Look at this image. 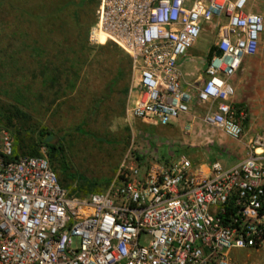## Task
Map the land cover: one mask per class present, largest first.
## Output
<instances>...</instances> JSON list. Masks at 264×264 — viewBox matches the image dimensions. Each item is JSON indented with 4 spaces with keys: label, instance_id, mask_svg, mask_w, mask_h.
Wrapping results in <instances>:
<instances>
[{
    "label": "built area",
    "instance_id": "built-area-1",
    "mask_svg": "<svg viewBox=\"0 0 264 264\" xmlns=\"http://www.w3.org/2000/svg\"><path fill=\"white\" fill-rule=\"evenodd\" d=\"M246 0H97L90 45L112 43L135 74L127 114L167 127L182 116L232 141L242 137V111L232 107L231 78L255 53L261 15ZM213 19L212 55L198 83H185L179 63ZM217 53V55H215ZM264 82V78H263ZM196 109H199L196 111ZM244 158L192 164L183 154L122 163L101 192L64 189L40 148L13 156L0 130V264H233V250L264 238V136ZM260 149L257 153L256 150Z\"/></svg>",
    "mask_w": 264,
    "mask_h": 264
},
{
    "label": "rangeland",
    "instance_id": "rangeland-1",
    "mask_svg": "<svg viewBox=\"0 0 264 264\" xmlns=\"http://www.w3.org/2000/svg\"><path fill=\"white\" fill-rule=\"evenodd\" d=\"M96 3L0 0V111L11 118L9 123L0 121V130L18 140L19 152L37 146L39 153L43 145L38 133H42L41 141L60 145L68 172L93 183L92 192H101L122 163L172 160L178 144L165 142L168 127L146 125L128 116L135 74L127 56L112 43L87 41ZM257 3L246 0V8ZM251 12L261 15L263 29L255 53L243 58L231 78L232 107L244 114L242 137L232 141L208 129L211 142L202 139L196 146L208 153L207 161L216 158L224 165L246 156L251 137L264 136V11ZM215 24L223 20L207 23L187 51L186 65L196 61L190 69L191 82L198 83ZM213 137L233 147L229 150L222 142L216 147ZM165 146L171 153L166 158ZM49 162L64 189L89 194L79 190L78 182L63 178L56 157ZM230 257L233 264H264V238L258 247L233 250Z\"/></svg>",
    "mask_w": 264,
    "mask_h": 264
},
{
    "label": "crops",
    "instance_id": "crops-1",
    "mask_svg": "<svg viewBox=\"0 0 264 264\" xmlns=\"http://www.w3.org/2000/svg\"><path fill=\"white\" fill-rule=\"evenodd\" d=\"M258 3L256 4V7H254L252 9V7H250L249 11H264V0H257ZM194 64H196V61L195 62H192V63H189L186 65V63H179V68L182 72V75H183V81L187 84L189 83H192L190 81V76L193 75V73L190 71V69H194ZM135 96V93L132 92L130 97L131 98H134ZM199 109H196V111H198ZM188 121V116H182L180 118H178L176 121H173L171 122V124L168 127V131L166 132V134L168 135L169 138H167V144L169 143H177V148H178V151L177 153H175V156L178 155V154H183L184 156H186L192 164H200V163H203L204 161L205 162H209L207 160H210V158L208 159V153L206 154L205 151H201L200 148H196V146H198V143L201 142L200 140L202 139H206L207 142H211V138H212V134H210V132H208L207 128L204 127V125H202V123L198 120L196 121H192V130H191V133H189L188 135L187 134H183L181 133V127L183 125L184 122ZM213 141L216 142V147H218V145L222 142L225 146L229 147V150L230 148L233 147L232 144H229L228 141L226 140H214V137L212 139ZM164 142V143H165ZM192 146H195L194 149H191L193 148ZM170 152L169 150L166 149V146H165V150H164V158H166L167 154L171 155V153H168ZM210 155V154H209ZM220 155L217 154V156ZM222 155V154H221ZM264 158V156H263ZM168 159V158H167ZM242 159V158H241ZM239 159V160H241ZM171 160V159H169ZM213 160H217L216 158H213L211 161ZM238 161V160H236ZM235 161V162H236ZM220 162V161H219ZM221 163V162H220ZM264 163V161H263ZM223 166H228L229 164L227 165H224L222 164Z\"/></svg>",
    "mask_w": 264,
    "mask_h": 264
},
{
    "label": "trees",
    "instance_id": "trees-1",
    "mask_svg": "<svg viewBox=\"0 0 264 264\" xmlns=\"http://www.w3.org/2000/svg\"><path fill=\"white\" fill-rule=\"evenodd\" d=\"M212 51H213V48L211 47V49H210V51H209V53L207 55V59H209L210 56L212 55ZM2 120H5L7 123H9L11 118H10L9 115H6V114H4V112L0 111V121H2ZM38 137L40 138L39 139V143L41 145H43V147L45 148V151H46L45 154H46V157H47L48 161H51L52 159H54L56 157L58 168H59V171H60L61 175L63 176V178L64 179H69V180H74V181L78 182L79 183V187L78 188L83 193H89V194L90 193H94V192H92V190L94 189V184L93 183H89L83 177L75 175V174H70L68 172L66 163L64 161V157L62 155V151H61L60 145H58V144L57 145L49 144V143H45L44 141H41L42 137H43L42 133H38ZM12 141H13V156L14 157H16L18 155H20V156H24V155H27V156H38L39 155V153H38V151L36 149L37 146H36V148H32L31 147V148H28L27 151L21 150L19 152L18 148H17V145H16V142L18 143V140L15 138ZM136 160H138V159L136 158Z\"/></svg>",
    "mask_w": 264,
    "mask_h": 264
},
{
    "label": "bare ground",
    "instance_id": "bare-ground-1",
    "mask_svg": "<svg viewBox=\"0 0 264 264\" xmlns=\"http://www.w3.org/2000/svg\"><path fill=\"white\" fill-rule=\"evenodd\" d=\"M99 44H101V45L103 44V38H100ZM256 152L259 153L260 152V149H257Z\"/></svg>",
    "mask_w": 264,
    "mask_h": 264
},
{
    "label": "water",
    "instance_id": "water-1",
    "mask_svg": "<svg viewBox=\"0 0 264 264\" xmlns=\"http://www.w3.org/2000/svg\"><path fill=\"white\" fill-rule=\"evenodd\" d=\"M215 55H217V53H215Z\"/></svg>",
    "mask_w": 264,
    "mask_h": 264
}]
</instances>
